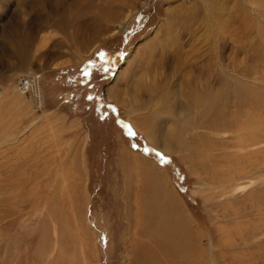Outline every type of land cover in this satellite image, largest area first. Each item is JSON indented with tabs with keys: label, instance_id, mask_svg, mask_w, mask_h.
<instances>
[{
	"label": "rangeland",
	"instance_id": "1",
	"mask_svg": "<svg viewBox=\"0 0 264 264\" xmlns=\"http://www.w3.org/2000/svg\"><path fill=\"white\" fill-rule=\"evenodd\" d=\"M106 4L0 0V264H135V242L146 240L135 198L144 167L173 193L209 262L264 264V0H218L214 10L203 0H124L93 36ZM27 31L31 42L17 43ZM158 44L170 101L182 100L193 65L201 85L212 67L230 94L223 115L262 123L249 156L227 127L211 134L160 110L145 70ZM31 70L41 103L15 86Z\"/></svg>",
	"mask_w": 264,
	"mask_h": 264
},
{
	"label": "bare ground",
	"instance_id": "2",
	"mask_svg": "<svg viewBox=\"0 0 264 264\" xmlns=\"http://www.w3.org/2000/svg\"><path fill=\"white\" fill-rule=\"evenodd\" d=\"M105 1L107 2L106 8L102 12H100V14H97L99 15V17H96L97 19H95L96 21H95L94 27L91 30V32L93 33V36H96L104 28L102 27L101 19L111 18L115 14H117V10H119L118 7L119 5L120 7L121 5H123L124 0H105ZM203 1L207 3V6L210 7V10H214L215 3L217 4L218 2V0H203ZM197 2H201V0H197ZM210 10H208V12H210ZM58 26H61V24H59ZM180 35L182 34L178 33V36ZM31 37H33V32L27 31L26 34L23 35L20 38L19 42L17 43L25 44V43L31 42ZM171 39H173L172 35H171ZM181 41H180L181 44L186 42L185 40L183 41V39ZM148 45H150V43ZM158 46L159 44L155 46V48L157 49ZM162 47L164 46L160 45L157 51H154L153 46L152 47L150 46L148 48L149 52L147 53V59L150 58L149 61L152 63L147 62L146 69H145L146 72L149 74L148 77L151 76V79L153 80L152 83L154 82L157 83L156 86H155V83L152 84V86L148 85L149 86L148 91L150 92L151 96L154 99L155 97H160L159 99H156L158 100L160 107L162 106L160 110L162 111L164 110L163 112L167 113L170 118L172 117V115H176L180 117L183 113L187 115H191L188 117V120L189 122L190 121L193 122L194 127L196 128L204 127L205 129H208L211 132V134H214L213 133L214 131L221 130L227 127V129L231 130V132H234L233 136L231 137H233L234 140L237 141L236 145L244 149L245 151H247V152L244 151L245 152L244 154L248 155V147L249 145H251V144H248V142L258 143L259 140H262V135H261L262 123H260L259 125L260 129H252L249 127L248 123H246V121L243 118L241 120L242 124H237L238 123L237 120L233 119V117H236V115L232 116L233 114L231 113L229 117H225L223 115L222 108L223 106L229 103L230 94L229 92H221L222 88L220 89L216 88V84L219 83L220 80L217 79L218 76L214 74V68L212 67H210L209 71H207L208 78L207 80H204L205 85L204 84L201 85L202 84L201 80H203L202 77H203L204 71L202 72L201 68L197 69L196 65H193L192 73H191V69L188 70L189 76L186 77V79L184 80L186 81V83H184L183 85V89L185 90L184 92H182V100H180L179 102L175 100L170 101V98H171V96L169 98L170 91L168 89L164 91V89L166 88H164L165 86H164L163 78H161L160 72L156 71V66H155L160 62L161 64L164 62L165 64L167 63L166 56L168 53L162 51L163 49ZM18 48H20V52H22L21 54L24 55V50H23L24 45H20V47L18 46ZM198 73L199 74L202 73V76L199 77ZM119 78L120 77L116 78V83H115L116 85L118 84L117 82ZM37 84H38L37 85L38 93H40L39 80L37 81ZM196 85L198 86L195 88H198V87L200 89L202 88L200 93L193 92V87ZM186 88H188L189 91H187ZM203 91H205L206 93ZM20 94H24V93L20 92ZM133 96H136L135 92L133 93ZM40 100L41 98L39 95L37 102L41 103ZM239 104H243V102H240ZM176 120L175 122H177L179 119L177 121ZM141 123L143 127H145L143 122ZM135 125L136 127L139 126L137 122ZM175 126H176L174 128L176 129L174 133V136H176L175 139L181 142L182 140H184L183 138L184 126L181 124H178ZM262 127H264V125H262ZM139 128L141 129V125L139 126ZM168 134H169V131H165V127H164L162 129L160 138L165 139L166 138L165 135H168ZM233 144L234 143L226 144V145L228 146V145H233ZM195 145L197 149L200 143H195ZM161 149L163 151H166L163 147ZM236 155L238 158V154ZM241 158L242 157H240V159ZM131 160L136 162V159L135 160L131 159ZM135 164L137 165V163ZM257 166H259V164ZM144 168H145V174H144L145 176H144L143 182L142 181L141 182L145 185V187L143 186V191L141 190V193L138 194L137 197L135 198L137 199L138 204L136 206H138L137 208L139 210V213H138L139 219L138 221H136V223L139 226V233H141V235L146 236V240L145 241L136 240L137 243L135 242L136 244L135 246L137 248L136 255H135L136 257L135 264H211V263L216 264L214 258H211V261H210L211 263H210L208 260L209 258L207 259L206 255H204V252L202 251V247H201V242H200V234L191 225L192 223L190 224L187 221L186 217L182 215L181 211L179 210V207L177 206L174 199L172 198L173 196H171L173 195V193L171 194V192H168V190H166V186H162V183L158 180V178L155 175L151 173L148 167H144ZM234 175L235 174H229L228 176L232 178L234 177ZM222 178H224V176H222ZM226 178L228 180L229 177H226Z\"/></svg>",
	"mask_w": 264,
	"mask_h": 264
},
{
	"label": "built area",
	"instance_id": "3",
	"mask_svg": "<svg viewBox=\"0 0 264 264\" xmlns=\"http://www.w3.org/2000/svg\"><path fill=\"white\" fill-rule=\"evenodd\" d=\"M40 73L36 71H29L28 73L21 74L16 80L15 86L17 90L21 93L32 96V98H39L40 93H38V84ZM34 99V100H36Z\"/></svg>",
	"mask_w": 264,
	"mask_h": 264
}]
</instances>
